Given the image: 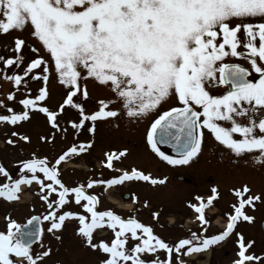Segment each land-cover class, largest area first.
Segmentation results:
<instances>
[{"label": "snow or ice", "instance_id": "obj_1", "mask_svg": "<svg viewBox=\"0 0 264 264\" xmlns=\"http://www.w3.org/2000/svg\"><path fill=\"white\" fill-rule=\"evenodd\" d=\"M258 16L264 18V0H0V31L23 30L30 22L31 35L50 54L58 82L68 89L63 102L54 111L39 103L49 96V62L42 56L31 59L22 74L8 75L4 71V77L15 86L23 84L27 88L24 77L30 74L33 80L41 79L43 86L34 97L25 96L19 101L23 111L0 115V122L16 125L30 119L31 112L38 110L53 129L61 131L58 117L65 106H70L78 111L79 120H68L67 123L79 132L91 121L87 131L94 134L95 121L117 117L118 110L108 109L113 101L101 99L98 109L89 113L83 103L74 100L77 94L84 100L89 97L87 87H82L80 80L90 77L111 87L130 118L141 117L173 95L176 97L181 106L160 114L147 132V142L153 152L170 165H188L198 156L204 129L210 130L217 141L237 156L259 150L257 159L264 160V20L246 22L247 18ZM25 44L23 38H14L17 55L7 58L0 55L4 69L14 65L20 67ZM241 47L243 51L238 50ZM32 51L38 54L40 50L33 46ZM229 56L246 59L258 76L253 78L249 67L224 62ZM81 68L85 70L84 75ZM219 85H228L226 93L211 95L208 88ZM13 98L14 94L9 93L8 99ZM8 111L11 113L12 109ZM242 119H247V123H241ZM217 121L227 122L229 126H222ZM234 133L242 138L235 139ZM17 135L30 142L28 135L12 133V136ZM40 139L47 142L53 136L42 135ZM7 143L15 144V141L9 138ZM92 144V140L73 144L55 157L53 163L47 157L38 158L33 153V158L18 162L21 165L18 178H12L0 164V174L8 179L7 183L0 184V197L18 200L21 186H31L35 182L39 186L40 199L48 209L43 216L30 217L26 225L8 218V230L0 231V264H43V258L50 255L51 248L43 249L41 245L43 250L32 251L44 231L41 222L48 223L47 232L59 241L61 237L56 233L63 230L66 219L73 217L78 218L76 231L83 243L106 254L100 264H188L179 254L191 256L225 241L238 221L254 220L246 213V206L254 209L255 202L264 201L261 194H251L247 185L232 189L237 202L231 205L234 211L226 213L227 224L223 231L210 236L191 232L190 238L170 244L154 234L150 225L135 218L124 219L110 209L98 211V196L86 192L94 185H103L107 190L132 180L164 184L166 178H153L135 167L108 179H89L86 185L75 187L65 186L58 178L57 166L70 155L86 153ZM158 144H171L178 157L165 154ZM126 153L127 149L105 152L106 159L102 164L113 169L114 160ZM37 173L43 174L51 183H45ZM53 193L58 194L57 199H50ZM70 193L74 194L76 204L86 201L82 208L90 214V220L86 215L70 210L58 214V209L68 202ZM125 197H128L127 193ZM218 197V189L212 187L206 200L197 195L198 203L188 202V207L198 214L196 219L202 226V233L206 232L210 222L205 210ZM131 199H137L135 194ZM147 204L145 200L144 206ZM152 216L157 219L159 213L153 211ZM105 225L113 230L115 238L110 243L94 242V230L103 229ZM126 234L139 242L126 247L129 239ZM236 237L238 258L232 264H252L262 260L261 256L248 252L254 241H246L240 232H236ZM158 250H165L167 258L150 262L141 258L140 254ZM174 253L177 255L173 260Z\"/></svg>", "mask_w": 264, "mask_h": 264}, {"label": "rangeland", "instance_id": "obj_2", "mask_svg": "<svg viewBox=\"0 0 264 264\" xmlns=\"http://www.w3.org/2000/svg\"><path fill=\"white\" fill-rule=\"evenodd\" d=\"M262 20H264V18L258 16L255 18H247L246 22L258 23ZM32 30V26L30 22H28L26 23V26L23 30L13 29L9 30L7 33H3L2 31H0V55H3L5 58L17 55V53H15L14 51V38L20 37L26 41V44L22 49L23 63L20 65V67L17 68L14 65L8 67L7 69H4L2 62H0V101L3 102L2 104H0V115H11L13 113H19L23 111L24 107L19 103V101L25 98V96L34 97L38 94L39 87L43 86V81L41 79L33 80L30 78L32 74L24 77V80H27V88H25L23 84L21 86H15L13 81L6 79L3 74L4 71H6L8 75H12L13 73L22 74L26 64L37 55L42 56L46 61L49 62L50 69L49 81L47 84L49 96L45 101L39 103L55 111L58 108L59 104H61L63 102V99L66 97L68 89H66L64 85L58 82V74L55 71L54 62L51 60L50 54L42 46V43L37 38L31 35ZM240 36L241 39H243V32L240 33ZM217 39L219 40L221 39V37H218ZM256 42L257 44L259 43L258 38ZM33 46L40 50L38 54L32 51ZM238 50L243 51L244 49L241 47ZM224 62L239 63L245 67H249L252 72V77L256 78L258 76V74L254 73V71L250 68L249 62L243 57L237 58L229 56L225 58ZM41 70L42 68L34 70V72ZM80 71L82 75L85 74L84 69L81 68ZM80 84L82 87H87L89 97L84 100L80 94H77V96L74 97V100L83 103L87 112L90 113L97 110L98 101L103 99L113 101V103L108 105V109L118 110V114L119 110H123L124 113L127 114L126 109L123 107L121 99L111 90L110 86L102 85L96 82L94 78L90 77L81 79ZM27 89H31V91L28 92ZM208 91L211 95L226 93V90H224L222 86L211 87ZM9 93L14 94V98L12 100L8 99ZM170 99H173V103H170ZM170 99H168L166 102L161 103L162 106L158 114H161L171 105H177L176 97L174 95ZM8 109H12V112L10 113ZM153 110H156V108ZM116 118L117 119H114L113 121L109 120L95 124L96 129L94 134L87 131L89 125L91 126L89 122H87L79 132L74 130L71 125L67 123L68 120H79L78 111L70 106H65L64 112L58 117L61 131L53 129L47 123L45 115L40 113L38 110H34L31 112L30 119H28L27 121L18 122L16 125L11 124L10 122H0V164H2L6 168L12 178H18L19 168L21 167L18 162L33 158V153H35V156L38 158L47 157L48 160L52 162L56 156L61 154L63 151H66L67 148L71 147L73 144L79 145L81 141L92 140L93 144L92 148H90V151H92V153L88 154L86 152V154L84 153V156H82V158L80 157L81 154L70 155L69 158H67L65 164L62 163V166H58V168L61 169L66 168V171L62 172L61 175H59V179L64 182L63 184L67 187H75L80 184L86 185L89 179H94V172L96 171L97 166H100V160L105 157V152H112L111 150L117 151L127 149V153L124 156L126 161V164L124 165L125 168L120 166L119 169L129 171L132 163L134 165H138L139 167L146 166L147 168L145 169L152 172H157L158 175H160V177L162 178L164 177V175L168 176L166 184L164 183L159 187H150L149 184L148 186L144 184H131L129 187L124 186L123 188H118L112 193L108 192L107 197L112 201V203L124 210L122 211L125 212L124 217L133 218V213H131L132 215H127V212H129V210L133 208V202L129 200L123 202L119 195H122L123 192L138 191L141 197L140 199L141 201H143L139 205L140 208L137 207L143 215V217L139 219V221L144 224H148V218L144 214L147 215L148 212H151L158 208L161 210L162 215H164L168 212L167 208L170 207L167 201H163V205H153L151 203L153 205L151 207L148 202L147 205L149 206H144V201L148 199L150 200L149 196H152L153 194H157L158 198H164V192H152L149 190L156 188L160 191L164 190L167 193L170 189L173 188H182V190H184V188H190L189 186H186L187 184L180 185L177 179L176 181L173 180V176L176 177L181 174L189 176L191 174V169L174 170L172 172H167L164 169V165L157 164L155 159L145 152L146 150L143 149L144 147L137 148V142H139V144L142 142L139 131H134L132 127H124L118 120V115ZM117 123L121 126L118 127L116 125ZM218 123L226 125V127L229 126L228 123L224 121H218ZM241 123L246 124L247 119H242ZM63 129H66L67 131H64ZM13 132L28 135L30 137V142H25L19 139V135L12 136ZM234 134L236 135V139L242 138L240 134ZM42 135L53 136V139L47 142L41 141L40 137ZM9 138L14 140L15 144L7 143ZM208 140L209 142L206 147L213 145L214 139ZM255 152L256 153H252L251 155L253 162L257 164L261 163L260 165H258V168L260 169V167H262L264 169V160H259V162L255 160V158H257V156L259 155V150H256ZM88 162H92V165H89ZM226 162H228L227 159H224L221 162V168L223 170H226L229 173L237 172L235 168H232V165L225 164ZM255 175L256 172L254 169L251 184L252 188L254 191L261 192L264 196V181L259 180L258 177H255ZM7 182L8 179L3 174H0V184H4ZM228 182H230V180L226 181V183ZM45 183H51V181H48L45 178ZM21 189V192L18 194V200L9 201L4 197H0V231L6 232L8 230L9 217L16 220L19 224L24 225L25 223H27V220L30 217L34 215L43 216L48 211L46 204L40 199L39 187L35 182L31 186L22 185ZM98 190H100V188L93 190L91 188H88L86 189V192L88 194H94ZM57 198V193H53L50 196V199ZM83 203H86V201H81L80 205L76 204L74 201V194L70 193L68 196V202L61 209H58V214H62V212L66 210H70L78 212L80 214H84L90 220V214H88L86 210L82 208ZM113 204L104 199V207H114ZM42 224L44 231L41 240L35 244L36 246L34 245L35 247L32 249V251L33 253H35L43 249L51 248L52 251L50 255L44 258V264H100L101 260L105 258L106 254H103L102 252L97 250H93L83 243L82 237L78 235L76 231L79 226L77 217L66 219L63 230L56 233V235H59L61 237V240L59 241L56 240L52 234L47 232L46 229L48 227V223L43 222ZM156 225L159 228L158 233L160 234V236H165L164 229L160 227L159 221L156 222ZM100 230L101 231L98 233L99 235L105 233L104 229ZM254 231H257L256 233L259 232V236L263 237L260 226L258 228L254 227ZM126 235L129 236V239L126 242V247H132L134 246V244L139 242L138 240H133L130 237V234ZM106 236V234H103L101 236H97L96 234L94 235V242L104 240L105 242L110 243L111 241L108 240L110 239V237L108 239H105ZM256 244L258 247L260 246V243ZM41 245L43 246V249L41 248ZM158 252L162 253H144L140 255L142 259L149 262L152 259L156 258L163 260L165 258L163 250H158ZM218 256L219 254H215L212 252L211 257L206 256L202 258V263L208 264L209 262L210 264H215L214 259ZM221 256L222 263L224 253H222ZM13 258L19 259L15 258L14 256ZM125 264H130V262H125ZM259 264H264V254L262 255V260Z\"/></svg>", "mask_w": 264, "mask_h": 264}, {"label": "flooded vegetation", "instance_id": "obj_3", "mask_svg": "<svg viewBox=\"0 0 264 264\" xmlns=\"http://www.w3.org/2000/svg\"><path fill=\"white\" fill-rule=\"evenodd\" d=\"M221 86L222 88H224V90L227 91L228 87L226 86L219 85L217 87H221ZM210 88L211 87H209L208 90H210ZM224 94L225 93L217 94V95H224ZM176 102H177V105H173V106L171 105L168 109L164 111H167L172 107L181 106L177 99H176ZM170 103H173V99H170ZM161 106H162L161 104L158 105L156 107V110H151L150 112H148L147 114L141 117L130 118L127 114L124 113L123 110H119V114H118V120L122 123L124 127H128V128L132 127L134 131L136 132L139 131V135L142 139V142L140 144L139 142H137L136 144L137 148L144 147L143 149L146 150L145 152L148 153L150 156H152L155 159L157 164L164 165V169L167 172L168 171L172 172L174 170L191 169L190 171L191 174L189 176H185L183 174L178 175L176 177L173 176V180L176 181L177 179L180 185L187 184L186 186H189L190 188H187V189L184 188V190H182V188H173V189H170L167 193L164 190L160 191V190H157L156 188L149 190L152 192H157V191L164 192V195H163L164 198H158L157 194H153L152 196H149L150 200L148 199L147 201L149 202L151 207L154 204L163 205L162 203L163 201L165 202L167 201L170 207L167 208L168 212L164 215H162L161 210L158 208H156V210H153L159 213V216L157 219H153V216H152L153 211L148 212L147 215L144 214L148 218V221H149V223L146 225H150L154 230V234L158 235L159 237H161L162 239H164L166 242L170 244L177 242L181 238H190L191 232H196L197 234L207 235V236L218 234L219 232L223 231L224 228L226 227V224H227L226 213H232L234 210L231 207V205L237 202V197L233 194L232 189H235V188L242 189L244 185H247L250 189L251 194H261L263 196L261 192L254 191L251 185L254 169L256 172L255 177H258L259 180L264 181V169L262 167H260V169L258 168V165H260L261 163L260 164L254 163L252 156H251L252 153H256L255 152L256 150H253L251 152H245L237 156L227 146L217 141L214 135L211 134L210 130L204 129L202 147H201V151L198 154V156L195 157L188 165H170L166 161H164L162 158H160L155 152H153V150L151 149L150 145L147 142V132L150 128L151 123L156 118H158V116L160 115L158 114V112L160 111ZM114 119H117V118L110 117V118L98 119L97 121H95V124H98L100 122L109 121V120L113 121ZM88 122L92 124L91 121H88ZM116 125L118 127L121 126L118 123ZM222 126L226 127V125H222ZM95 129H96V126H95ZM233 137L235 138L236 135L233 134ZM208 139H214L213 145L206 147V145L209 142ZM167 145H171V144H167ZM158 147L165 154L175 157L170 150L165 149L164 151L161 149L160 145H158ZM90 150L91 149H88L87 151L88 154L92 153V151ZM111 151H116V150H111ZM119 151L120 150H117V152ZM82 156H84V153H81L80 157L82 158ZM105 159L106 157H103L100 160V166H97V169L94 172V175H95L94 179L111 178L112 176L121 174L123 170L119 169L120 166L125 168L124 165L126 164L125 163L126 161H125L124 156L121 157L119 160H114L113 169H108L102 164V161H104ZM224 159H227L228 161L225 164L232 165V168H235L237 172L229 173L226 170H223L221 168V162ZM255 160L259 162L257 158H255ZM49 162L53 163L54 159L52 162L51 161ZM62 163L64 164L66 163V161ZM62 163L60 165H62ZM91 163L92 162H88L89 165H92ZM131 165L132 166H130V170L133 167H135L139 170L141 169L146 174H150L153 178H159V179L166 178V180H168L167 175H164V177L162 178L160 177V175H158L157 172H152V171L145 169L147 168L146 166L139 167L138 165H134L132 163ZM58 169H59V175H61L62 172L66 171V168H63V169L58 168ZM28 174L30 175V173ZM37 174L40 175L42 179H45L43 177V174L41 173H37ZM227 180H230V182L226 183ZM126 182H124L122 185L110 187L107 190H105V187L103 185H94L91 188L92 190L100 188V190L94 193L99 198V202L96 206L97 210L105 211V210L110 209L114 213L120 215L122 218L128 219L124 217L125 212H122L124 210L114 205L112 201L107 197L108 192L112 193L116 191L118 188H123L124 186L129 187L131 184H144L146 186H148L149 184L150 187L152 186L159 187L160 185H163L159 183L156 185H152L150 182H145L141 180H132V181H126ZM232 182H235V183H232ZM54 186L59 188L58 185H54ZM212 187H216L218 189L219 197L214 201L212 206L206 208L205 210L206 218L210 222L206 226V232L202 233L201 232L202 226L200 222L198 221V219H196L198 214L188 207V202L198 203L195 200V197L197 195L204 197L206 200L207 197L211 195ZM125 193L128 194L127 198L125 197ZM132 194H135V196L137 197L135 201L131 199ZM119 197L121 198L123 202L129 200L133 202L134 204L133 208H131V210L127 212L128 216L132 215L131 213H133V218L137 220L143 217V215L141 214L139 210L140 208L139 205L143 201H141L140 199L141 197L138 191L123 192L122 195H119ZM104 199L108 200L111 204H113L114 207H111V206L104 207L103 205ZM255 203H256V206L254 209L250 206H246V209H245L248 215H252L254 217V220L252 222L238 221L237 226L234 229L233 233L228 238H226L225 241L220 242L219 244L215 246H211L209 250L203 251L201 253H195V254H192L191 256H184L181 253L179 254L181 259L187 260L188 264H203L202 258L206 256L211 257V254L213 252L215 254H219V256L214 259L215 264H232V261L238 258L237 257L238 247H237V244L235 243L237 239L236 232L242 233L246 241L247 240L254 241V244L251 246V248L248 249V252L250 254H254L256 256L262 257V255L264 254V201H258ZM165 210H166V207H165ZM157 221H159L160 227L164 229L165 236H160V234L158 233L159 228L156 225ZM259 226L261 227L263 237L259 236V232L256 233L257 231H254V227L258 228ZM42 227H43V224H42ZM103 229L105 230V233H102L99 235L98 233L101 230L96 229L94 230V235L97 234V236H101L103 234H106L107 236L105 239H108L110 237V239H108L110 241L115 238L114 232L112 229H109L106 225L103 227ZM256 243H260V246L258 247ZM163 252L165 254L164 259H166L167 253L165 250H163ZM156 253L161 254L162 252H156ZM222 253H224V256H223V261L221 263ZM176 255L177 254L175 253L173 254V260L175 259ZM43 261H44V258H43ZM260 262L261 261L259 262L253 261L252 264H259ZM208 264L210 263L208 262Z\"/></svg>", "mask_w": 264, "mask_h": 264}, {"label": "water", "instance_id": "obj_4", "mask_svg": "<svg viewBox=\"0 0 264 264\" xmlns=\"http://www.w3.org/2000/svg\"><path fill=\"white\" fill-rule=\"evenodd\" d=\"M250 71V70H249ZM250 75L252 76V73H251V71H250ZM226 86H228V85H226ZM161 145H163V146H165V147H167L169 150H171L173 153H174V155H178V153L174 150V148H173V146L172 145H167V144H161ZM27 224V223H26ZM25 224V225H26ZM36 242H38V241H36ZM35 242V243H36Z\"/></svg>", "mask_w": 264, "mask_h": 264}]
</instances>
